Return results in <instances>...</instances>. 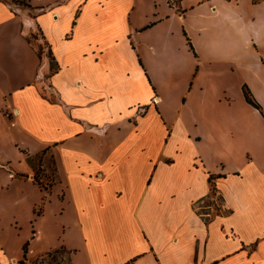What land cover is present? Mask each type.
Returning a JSON list of instances; mask_svg holds the SVG:
<instances>
[{"label": "crops", "instance_id": "1", "mask_svg": "<svg viewBox=\"0 0 264 264\" xmlns=\"http://www.w3.org/2000/svg\"><path fill=\"white\" fill-rule=\"evenodd\" d=\"M28 1L0 0V192L58 186L72 210L27 237L0 217V264H264V117L242 88L264 107V0Z\"/></svg>", "mask_w": 264, "mask_h": 264}, {"label": "rangeland", "instance_id": "2", "mask_svg": "<svg viewBox=\"0 0 264 264\" xmlns=\"http://www.w3.org/2000/svg\"><path fill=\"white\" fill-rule=\"evenodd\" d=\"M7 1L14 7L18 6L23 9H28L26 6L20 4L18 0ZM36 33L37 34L35 36L39 38V32L36 31ZM33 37L34 35L29 39L32 40ZM169 118H172V116ZM189 157L190 156L187 155L186 159ZM33 161L35 166L40 165V170L37 171L38 178L42 186L47 188V184L51 185L52 183L50 181L55 179L54 168L56 166V159L53 156L47 154L43 162V154H38L37 156L33 157ZM43 165L45 166L42 167ZM45 170H47L48 173H46ZM14 186L15 190L13 188L12 190L10 189V192H0V217L2 218L1 221L6 225H9V223L13 221L18 222V225L20 226V236H29L32 224L36 225L35 228H42V230H45L47 233H62L63 230H65L67 226L70 225V212L72 210L70 198L73 194L72 192H66L65 198L61 199L60 196L62 197L63 192H60V188L57 186L54 188L52 193L50 192L51 194H49V196H51L49 199H44V202H40L42 192L31 183L14 182ZM44 194L45 198H48V195L46 193ZM207 202V199L204 198L203 202H197L195 204V209L201 215H206L203 211L204 209H207ZM44 207H47L46 216L42 220L37 222L34 221L33 210L38 215H40L44 212ZM63 225L65 228H63ZM54 241L55 240L53 238H50V240H47L45 243L40 242L37 245H34L33 252H38L44 247L53 245V243H55ZM64 253V249H58L57 251L53 250L49 255L47 254L43 257L33 259L32 262H35L36 264H70L69 259L64 258ZM75 261H77L78 264L81 262L80 259L73 258L72 263Z\"/></svg>", "mask_w": 264, "mask_h": 264}, {"label": "trees", "instance_id": "3", "mask_svg": "<svg viewBox=\"0 0 264 264\" xmlns=\"http://www.w3.org/2000/svg\"><path fill=\"white\" fill-rule=\"evenodd\" d=\"M5 2H8L7 0H3ZM18 2L26 7H31V4L29 3L28 0H18ZM51 65H52V69L55 70V63H54V60L53 58L51 57ZM243 94H244V97H245V100L251 104L253 107H255L256 109H258L260 111V113L263 115L264 117V107L257 101V99L254 97L253 93L251 92L250 88L244 84L243 85ZM27 161L28 163L34 167V170L35 171V181L39 184V185H42L41 182L39 181V178H38V170H40V165H37L35 166L34 164V161H33V158L32 157H28L27 158ZM212 176H210V180H212ZM212 191H215V188L213 187ZM27 245L28 243L25 244L24 246V250L25 252H27ZM33 264H36L35 262H32ZM21 264H23V262H21Z\"/></svg>", "mask_w": 264, "mask_h": 264}, {"label": "built area", "instance_id": "4", "mask_svg": "<svg viewBox=\"0 0 264 264\" xmlns=\"http://www.w3.org/2000/svg\"><path fill=\"white\" fill-rule=\"evenodd\" d=\"M140 110L144 111L143 108H140ZM211 196H212V201H214L215 203H219V201H221L219 195H218L215 191H213V193H212ZM205 199H206V198H205ZM203 201H204V198L201 199L199 202L201 203V202H203Z\"/></svg>", "mask_w": 264, "mask_h": 264}]
</instances>
